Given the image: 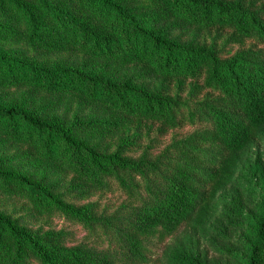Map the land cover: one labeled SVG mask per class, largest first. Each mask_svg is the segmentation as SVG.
<instances>
[{
	"label": "trees",
	"instance_id": "1",
	"mask_svg": "<svg viewBox=\"0 0 264 264\" xmlns=\"http://www.w3.org/2000/svg\"><path fill=\"white\" fill-rule=\"evenodd\" d=\"M183 31L239 46L257 42L262 50L220 62L184 41ZM71 54L85 63L41 64L34 57ZM125 67L131 75L122 73ZM155 81L165 86L164 96L150 93ZM171 86L220 98L207 108L211 129L154 163L108 155L105 141L121 133L175 131L194 122L192 114L175 112ZM20 91L58 103L81 99L103 116L68 125L54 116L55 102L11 98ZM0 139L69 172L68 187L80 198L108 191L112 180L132 201L111 224L104 253L61 247L52 233L38 237L0 214V264H141L144 243L163 241L181 226L189 233L163 264H196L194 251L205 264L203 242L217 254L215 264H264V197L254 221L255 208L235 178L247 148L264 140V0H0ZM6 163L0 157V193L28 201L41 216L95 221L61 203L54 186L4 170ZM161 167L165 183L146 188L148 198L140 200L135 187ZM253 168L264 186V154ZM247 221L253 224L246 240H234Z\"/></svg>",
	"mask_w": 264,
	"mask_h": 264
},
{
	"label": "rangeland",
	"instance_id": "2",
	"mask_svg": "<svg viewBox=\"0 0 264 264\" xmlns=\"http://www.w3.org/2000/svg\"><path fill=\"white\" fill-rule=\"evenodd\" d=\"M182 38L184 41L192 42L197 48H204L220 62H227L244 51L257 52L262 50V46L257 42L246 43L243 46L235 45L223 38L218 42H214V35L208 37L202 33L194 34L193 32L183 31ZM34 57L41 64L65 62L70 65L75 62L85 63L84 59L75 54L53 59H47L45 55ZM132 71L131 67H125L122 73L126 72L131 75ZM159 87L160 82L155 81L151 82L147 88L150 93L164 96L165 86L162 87V90ZM170 90V96H172L175 103V112L178 113V116L184 115L187 118L192 114L194 122L185 123L175 131H160L159 127H154L149 131L145 129L121 133L105 141L109 149L108 155L116 154L117 157L123 160L135 163L143 162L145 165L154 163L159 161V157L163 153L174 157L176 146H181L188 138L211 129L212 119L207 108L220 99L217 95L206 92L201 97L196 98L194 93L181 87L171 86ZM22 94L38 100L56 101V99L44 97L42 94L27 91H20L12 95L11 98H19ZM55 104L59 107L57 106V112L54 116L68 125L74 121H88L100 117V115L103 116V110L81 99L64 97L59 100V103L55 102ZM26 149L24 145H14L12 142L0 139V157L8 162L4 164V170L13 171L33 182H42L49 187L54 186L55 188L51 190V193L61 203L75 210H87L86 215L94 218L95 221L83 224L82 221L72 219L67 215L41 216L30 207L28 201L7 197L2 193H0V214L15 223L17 228L31 232L38 237H43L46 233H52L54 236L53 243L61 247L81 248L97 253L108 251L111 247V224L120 219V214L123 212L121 207L130 206V202H132L124 188L120 184L109 180L111 185L108 191L92 190L91 197L80 198L75 191L68 187L73 179L69 172L56 165L30 157L31 153H28ZM261 154H264V140L252 142L250 147L247 148L244 161L240 164L235 176L239 186L245 190L250 200V208H255V212L251 214L254 221L258 220L255 216H257V210L261 207L264 197L261 176L253 168L257 156ZM163 171L164 167H161L158 173L144 177L141 185L135 187L138 188V198L140 200L148 198L145 193L146 188L165 183L167 176ZM252 224L250 221L243 223L242 229L240 228L235 232L233 239L245 241L246 232L252 229ZM188 233L189 231L181 226L174 235L163 241L155 237L144 243L143 246L146 252L144 253V261L141 264H163L166 256H170L177 248L182 247V241ZM201 249L206 252L207 260L205 264H215L217 254L213 252L209 245L203 242ZM190 258L195 260L196 264L200 261L203 262L196 251L190 253ZM29 264H36V262L29 260Z\"/></svg>",
	"mask_w": 264,
	"mask_h": 264
}]
</instances>
